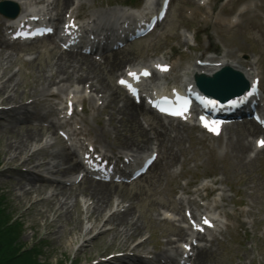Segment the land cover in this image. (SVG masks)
Segmentation results:
<instances>
[{"label":"bare ground","instance_id":"obj_1","mask_svg":"<svg viewBox=\"0 0 264 264\" xmlns=\"http://www.w3.org/2000/svg\"><path fill=\"white\" fill-rule=\"evenodd\" d=\"M11 1L16 3V0ZM17 1L21 4V10L22 7L26 6L30 0ZM56 7H58V4L55 2H51L47 5L48 9H54ZM3 53H5V51L2 49L0 51V114H4L5 117H0V121L4 123L2 130L8 129V133L6 134L7 143L5 145V150L2 151L5 157L3 162L0 164V174L2 173L1 175H3L8 169H14V171L21 173L19 167L24 166L25 171L29 172L26 173V175L31 177H28V186L30 187L27 190L25 189V186L20 185L19 182L13 185V190L15 191L14 198L19 202L29 200L31 203L30 207H34L43 201L37 200L35 195L33 198V194L40 195L43 190H50L54 187V191L47 201L48 204L46 206H49L48 209L39 212L44 222L43 224L46 227L55 225L57 222L55 221L56 219L58 221H71L73 218L72 212H75L77 207L80 205L77 197L84 206L87 204L85 207L83 206L84 209L82 211L83 218L87 221L83 226V229L76 232L75 228L77 227V224H75L69 231L70 234L74 231L73 235H71L72 237L68 240V243L72 248V244L75 239H79L83 233L87 234V232L91 229L97 230L99 228L94 227L95 223H97L101 217L99 213L104 211L106 205L110 201L111 195L117 194L116 192L118 189L116 188L117 190L113 192L111 191L112 188L109 185L98 184L92 181H89L84 187L80 186L75 189L66 188L64 185L57 183L58 179L55 177H65L77 168V165L73 163L72 154L67 153L65 149H60L56 152H47V148L44 150L39 149L37 144L40 142V138L42 137L40 130L35 128H17L19 122L17 120L22 119L26 114V105L28 104V101L25 102V100L27 98H30L29 104L34 107L36 105V99L39 96H45L46 94L48 96H54L56 95L55 93L63 91L68 84L80 82L86 83L91 81L90 88H95V90H93L94 92L104 95V109L108 108V102H110L109 108L112 109V112L109 115L107 122L111 127H113V131H117L118 133L123 130L121 128H127L130 126V132L134 134V137L146 139L144 142H139L137 140L136 144H145L148 137L144 135L145 130L143 131V127L139 124V112L141 110L125 101L121 107H114L116 106V99L119 95L113 93L108 82L109 78L105 73H103L104 70H101V68H107V71L109 72L108 75H110L117 68L120 71L122 64L127 60H122L123 58L117 59L114 57L110 59V61L105 60L104 63L107 64L101 67L100 63L95 62L93 59H88L77 54L62 53L55 56L52 59V62L47 64L45 67L40 68L37 75L33 76L32 82L28 83V86H25L24 81H17L15 73L10 74L12 76L8 75L9 73L7 74V67L4 65L11 62L8 61L9 57L3 56ZM227 59L228 56L225 54L220 57L218 61H226ZM213 61L215 60L209 62ZM240 61L241 60L238 59L234 62L239 63ZM33 62H35V60ZM222 66H230L241 72L239 67L232 64L229 65L228 62H223ZM214 70L217 69L210 67H206L204 69L206 73H211ZM252 71L253 68L251 67L250 71L245 70L244 73L245 75H250ZM27 76L28 75H24V77ZM30 85L32 86L30 87ZM52 89L55 90L52 91ZM32 116L33 115H31V118ZM39 118L42 119L43 116H39ZM83 124L84 129L82 132L86 130L85 122ZM2 130L0 127V132ZM99 130L103 136L105 130L103 128ZM165 131L167 132L168 130ZM82 132L80 131L79 134ZM135 134L137 136H135ZM124 138L127 139V137ZM240 142H242V138L239 135L238 142H236L234 148V152L237 157L244 155V153L250 150V144L245 145L242 143L239 145ZM139 146L140 145H138V148ZM3 168L7 169L3 170ZM41 173H44L49 178L45 179ZM24 174L25 173L23 172V175ZM48 194L50 195L49 192ZM28 197L30 198L28 199ZM128 209L129 208H127L121 216L113 217L112 214H109L104 220L112 221L117 228L116 230L111 228V231L109 232V246L118 244L122 252L130 250L131 254V256L127 253L122 257H116L110 261V264H122V261L129 257L135 259L133 260L134 264H138L139 255L141 250H143V244L141 243L135 245L129 244V240L132 238V235L140 233L144 224L142 221L139 222V220L134 219V217H132V213ZM50 214L54 217L52 220L48 221ZM102 233L104 234L106 231L103 230L99 232V234ZM53 234H56V232L54 231ZM83 242H86V240H83ZM166 244H170L169 241H167ZM200 258H198V261Z\"/></svg>","mask_w":264,"mask_h":264},{"label":"rangeland","instance_id":"obj_2","mask_svg":"<svg viewBox=\"0 0 264 264\" xmlns=\"http://www.w3.org/2000/svg\"><path fill=\"white\" fill-rule=\"evenodd\" d=\"M186 2L187 1H185V3ZM186 4L193 5L191 1ZM188 8H191V6H188ZM185 9L186 7L184 8L182 1L179 0L175 5H173L166 22L159 31V34L152 36L145 42L135 45V50L139 52H148V56L158 54L162 51V49L172 45L177 40L176 35L181 27H190L194 25L199 26V29L203 33L201 38L202 48H205L207 45H209V47L212 46L216 49H212L215 52H217L218 50H220L221 52H225L228 50L232 51L233 49L234 51H236V55H242L243 58H249L253 55H259L260 57H262L264 55V29L262 28V26H260L258 20L255 17H252V20H247L246 23L248 25L242 24V27L237 31L235 30L229 34H225L220 33L216 28L200 26L196 22L191 23L185 20ZM252 26L253 29L251 30L250 27ZM245 30H247L246 33ZM238 46L245 47L246 50L244 51V53L237 50ZM199 53L201 54L202 51ZM191 59L192 58H187L186 61L190 62L191 64ZM49 62L50 57H44V55L39 56V61L37 62V64H35L34 69L45 67ZM12 70H15V68H13ZM6 143L7 137L5 135L1 136L0 164L3 162V159L5 157L2 151L5 150ZM234 165L235 164H232L230 171L238 180L241 177L243 180H245L247 184L245 187L249 192L253 191V193L250 194V197L244 194L243 200L246 204L249 205L250 212L254 219L257 221L261 220L262 222L264 219V154L253 161L249 167L241 168L239 166H236L234 169H232ZM8 172L9 173H4L3 175H1L2 173L0 174V204L4 207V217L6 219L11 216H14L16 218L15 225L17 226V228H15V226L14 228H12L11 236H9L8 234L9 228L4 230L3 237L1 236L2 238H0V259L4 256L6 250H8V252L12 251L11 255L14 250L23 253L22 247H29L37 243L38 244L36 245V251L38 252H35V250L32 248L30 250V253L25 252L23 254H20V257L15 259L11 264H84V261L90 258L92 259L96 256L108 255V253L112 251L107 247V237H104L102 239H100L101 237H96L91 242L84 243L83 246L81 242H78L77 239H75L72 245L75 244L77 250L75 251L76 253L72 252V248L70 247L68 240L72 237L71 235H73L74 231H72L71 234L69 231L72 229V227H74L75 224H77V227L75 228L76 232H79V229L81 227L79 213L80 209H82L83 207V204L80 202L79 198L77 197L80 206H78L77 210L73 212L72 220L69 222H65L64 220H62L61 222L56 223V234H52L54 227H43L42 218L39 213L40 211L47 210L49 206L41 205L39 203L40 205L37 204L34 207H30L29 200L19 202L17 199H15V191L13 190V185L17 184L18 182H22V184L24 183L25 185V182L21 180V177L19 175L11 173L12 171ZM153 178L154 176L151 175L149 177V180L131 187L133 189L128 192V194L124 195V198L130 197L132 199L135 196L141 195L139 196L140 204L136 205L131 211L136 216H143L142 220L144 222V215H147L148 208H150V210L152 211L158 205L157 200H152L155 197H152L150 193L145 194L147 193V190H144L147 185L150 184ZM25 181L28 182V179L26 178ZM231 181L235 182L236 179L232 178ZM159 197L161 199L166 198V194L163 190L159 191ZM29 198L30 197H28V199ZM36 198L41 197L37 196ZM151 201L155 202L148 203ZM109 207L110 202L108 206L105 207L104 211L99 213V215L105 213L109 209ZM16 223H18L20 226ZM259 231L260 226H254L252 230H248L247 235L239 234L234 243L231 245V248H233L235 251H241L246 247L248 255L244 259L249 260L251 251L248 249V247L256 245L258 252V256H256L257 262L260 264H264V234L262 235V237H259ZM134 237L135 236H133L132 238ZM239 246L241 247V249L239 248ZM225 247L228 248L226 245ZM220 253H223V251L221 250ZM233 253L234 251L228 254ZM244 254V252H241V255ZM74 256L77 258L75 263L72 262L74 260ZM234 262H237V259H235L233 263ZM241 264H244L243 260Z\"/></svg>","mask_w":264,"mask_h":264},{"label":"trees","instance_id":"obj_3","mask_svg":"<svg viewBox=\"0 0 264 264\" xmlns=\"http://www.w3.org/2000/svg\"><path fill=\"white\" fill-rule=\"evenodd\" d=\"M5 226H7L6 223H5ZM0 227H1V225H0ZM6 229H7V227H6ZM4 230L5 229L3 227L0 228V238L3 237ZM8 231H9L8 234L10 236V233H11L10 229ZM11 252H8V250H6L5 253H4V256L0 259V263H4V264L5 263H7V264L10 263L11 264L15 259H17L18 257H20V256H15V254H16V251L15 250L13 251L12 255H11Z\"/></svg>","mask_w":264,"mask_h":264},{"label":"snow or ice","instance_id":"obj_4","mask_svg":"<svg viewBox=\"0 0 264 264\" xmlns=\"http://www.w3.org/2000/svg\"><path fill=\"white\" fill-rule=\"evenodd\" d=\"M144 74L147 75V73H144ZM132 75H134V74H132ZM121 83H124V81H121ZM260 143L262 146H264V141H261ZM205 222L207 223V221H205Z\"/></svg>","mask_w":264,"mask_h":264}]
</instances>
